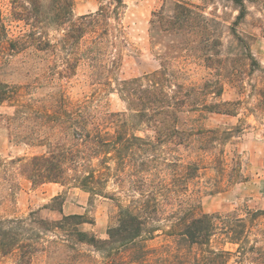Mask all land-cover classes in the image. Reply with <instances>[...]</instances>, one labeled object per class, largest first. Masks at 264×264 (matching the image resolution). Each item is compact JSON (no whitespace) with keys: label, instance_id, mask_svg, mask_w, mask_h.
Returning a JSON list of instances; mask_svg holds the SVG:
<instances>
[{"label":"trees","instance_id":"1","mask_svg":"<svg viewBox=\"0 0 264 264\" xmlns=\"http://www.w3.org/2000/svg\"><path fill=\"white\" fill-rule=\"evenodd\" d=\"M227 1L238 10L234 25L210 17L200 5L184 0H164L153 11L149 34L160 67L142 76L115 79L116 87L112 88L125 102L124 111L105 109L92 98L74 103L65 94L63 84L45 86V92L25 86L28 91L22 94L18 86H9L0 78V107L13 108L5 119L11 141L44 147V151L31 156L0 161L5 166L2 178L10 182L11 190L20 175L34 187L71 181L91 198L115 199L107 192L112 180L123 191L132 192L127 194L131 197L127 204L118 202L117 224L107 230L106 238L80 228L88 222L84 214H65L62 194L43 206L58 212L60 218H34L32 212L31 217L0 219L2 253L19 249L30 262L39 250L66 248L78 253L79 245H88L106 253L113 262L114 253L122 256L128 252L134 256L133 262L140 264L151 259L161 264H228L233 252L221 244L231 243L237 244L245 257L253 255L249 264H264L262 247L245 246L248 222L238 211L210 214L193 208L190 187L204 166L175 156L181 149L207 154L227 133L201 124L209 113H225L218 99L224 93L223 77L234 76L236 56L224 53V33L232 30L238 54L250 61L251 68L261 65L236 25L248 16L249 2L264 10V0ZM74 2L9 0L7 21L23 22L27 30L8 40L0 7V54L34 51L51 55L56 62L44 69L45 83H54L50 75H58L59 81L71 78L81 65L89 64L94 79L112 86L128 45L122 22L125 0H99L96 11L77 18ZM49 28L62 32L52 38ZM192 63L208 69L210 77L201 82L192 80ZM2 67L0 62V76ZM260 95L264 106V89ZM4 118L0 113V120ZM20 128L24 131L18 132ZM221 161L217 156L216 164L220 166ZM233 170V179L245 177L240 170ZM179 191L185 198L173 199L171 195ZM247 214L257 219L262 212L250 210ZM161 220L172 222L167 232L169 240L151 249L142 237L156 232ZM44 231L55 233V238L42 241Z\"/></svg>","mask_w":264,"mask_h":264},{"label":"rangeland","instance_id":"2","mask_svg":"<svg viewBox=\"0 0 264 264\" xmlns=\"http://www.w3.org/2000/svg\"><path fill=\"white\" fill-rule=\"evenodd\" d=\"M198 4L204 12L215 17L227 25H234L238 10L227 0H184ZM164 0H125L126 7L123 10L122 22L125 25L128 45L123 50L122 64L112 78V86L92 77L89 64H83L78 69L77 75L59 81L58 75H50L54 83L44 82L42 74L45 73L48 64H54L56 59L51 55H45L34 51L3 52L0 54L1 80L9 86H18L22 94L27 93L25 86L35 88V91L45 92L52 84H63L65 94L74 103L83 102L86 99H95L105 109L111 111H124L126 104L114 92L115 79H127L142 76L157 70L160 67L149 34L150 20L153 11L159 9ZM255 3H248L249 14L246 19L236 25V29L249 45L255 58L260 62V67H250V61L240 56L239 46L235 35L228 30L223 36L224 53L234 54V76L225 78L224 93L218 99L223 103L225 113H209L201 120V124L209 128L220 129L227 132L221 142L216 143V148L204 154L198 149H181L175 156H180L183 161H199L204 166L199 177L190 187L189 195L192 197L193 208L201 213L226 214L238 211L240 216L248 222L245 246L255 244L264 249V106L261 103V90L264 89V10ZM0 7L5 17L6 38L24 33L27 26L23 22H9L7 16L10 12L9 0H0ZM99 7V0H75L73 6L74 17L94 12ZM52 38L60 36L61 30L49 28ZM2 43L5 45V40ZM7 42V41H6ZM232 50V51H230ZM239 52V54H238ZM231 54V53H230ZM231 54L232 58L233 55ZM241 57V58H240ZM244 58V59H243ZM249 63V64H248ZM45 69V70H44ZM55 73L56 70H53ZM191 79L197 82L210 77L209 70L197 63L189 65ZM47 86V88L45 87ZM34 91V90H33ZM26 99V95H23ZM225 102V103H224ZM13 111L12 107L4 105L0 107V113L4 114V120H0V161L8 162L12 158L27 157L34 153L44 151L41 146H28L23 142H12L7 128V115ZM24 131L20 128L18 132ZM141 134H145L141 132ZM146 134H151L147 132ZM169 157V154H164ZM221 158V165L216 164L217 156ZM234 168L243 174L242 179H233ZM5 166L0 165V219H18L31 217L54 220L60 218L58 212L51 211L43 206L49 204L53 197L62 194L65 198L64 213L84 214L88 222L80 225L85 231L95 233L101 238L108 236L107 230L117 224L119 211L118 202L127 204L131 198L123 191L114 180L107 186V192L116 196L93 197L76 186L74 182L45 183L34 187L23 176H17V186L10 189V182L3 179ZM172 194L176 199L185 194ZM163 198L162 195H159ZM171 200L169 197H165ZM164 198V199H165ZM260 211L257 219H252L247 211ZM171 221L161 220L157 223L159 229L153 233H146L142 237L143 243L149 248H159L169 240L167 232L170 230ZM41 236L44 242L48 238H55V233L44 231ZM220 245V243H217ZM233 252L228 264H249L253 262L251 256L245 257L237 244H221ZM77 253L74 249L51 248L39 250L32 255L30 262H26L21 256V251L15 249L12 253L4 254L0 250V264H140L133 262L134 256L128 252L120 256L114 253L116 261L106 253L88 245H79ZM118 254V255H117ZM120 256V257H119ZM147 264H161L159 260L151 259Z\"/></svg>","mask_w":264,"mask_h":264}]
</instances>
